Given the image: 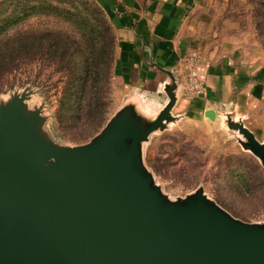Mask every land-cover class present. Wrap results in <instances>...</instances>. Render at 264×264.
I'll list each match as a JSON object with an SVG mask.
<instances>
[{
    "label": "water",
    "instance_id": "water-1",
    "mask_svg": "<svg viewBox=\"0 0 264 264\" xmlns=\"http://www.w3.org/2000/svg\"><path fill=\"white\" fill-rule=\"evenodd\" d=\"M153 114L128 102L91 143L59 147L26 95L0 106V264H264V224L231 216L202 191L171 201L141 159L171 119L178 84ZM214 120L216 111L207 110ZM264 162V143L228 113Z\"/></svg>",
    "mask_w": 264,
    "mask_h": 264
},
{
    "label": "rangeland",
    "instance_id": "rangeland-1",
    "mask_svg": "<svg viewBox=\"0 0 264 264\" xmlns=\"http://www.w3.org/2000/svg\"><path fill=\"white\" fill-rule=\"evenodd\" d=\"M203 1L208 46H219L236 64L246 57L264 65V0ZM0 49L13 58L0 75V106L26 95L25 113L38 110L43 132L59 147L91 143L128 102L114 74L116 28L100 0H0ZM216 60L194 47L182 56L171 119L142 142L141 159L169 200L202 191L234 218L264 224V162L231 127L227 109H206L205 120L189 109L198 98L184 91L190 70L203 80V63Z\"/></svg>",
    "mask_w": 264,
    "mask_h": 264
},
{
    "label": "crops",
    "instance_id": "crops-1",
    "mask_svg": "<svg viewBox=\"0 0 264 264\" xmlns=\"http://www.w3.org/2000/svg\"><path fill=\"white\" fill-rule=\"evenodd\" d=\"M100 1L118 37L114 74L141 110L153 114L165 105V86L171 81L167 71L174 73L194 47L219 60L200 68L206 91L189 106L193 118L205 120L203 113L209 108L227 109L264 139V65L246 57L245 64H236L219 46H208L209 33L200 14L203 0ZM234 70L236 79L231 82Z\"/></svg>",
    "mask_w": 264,
    "mask_h": 264
},
{
    "label": "built area",
    "instance_id": "built-area-1",
    "mask_svg": "<svg viewBox=\"0 0 264 264\" xmlns=\"http://www.w3.org/2000/svg\"><path fill=\"white\" fill-rule=\"evenodd\" d=\"M184 91L188 96H201L205 94V83L199 78V73L196 68L190 70L188 85Z\"/></svg>",
    "mask_w": 264,
    "mask_h": 264
},
{
    "label": "trees",
    "instance_id": "trees-1",
    "mask_svg": "<svg viewBox=\"0 0 264 264\" xmlns=\"http://www.w3.org/2000/svg\"><path fill=\"white\" fill-rule=\"evenodd\" d=\"M25 37L27 38V36ZM22 43L24 47L26 45L25 41H23ZM4 45H7V47H11V41L8 40L7 42H4ZM10 61H13L12 56L4 52L3 49H0V75H5V69L8 68Z\"/></svg>",
    "mask_w": 264,
    "mask_h": 264
}]
</instances>
